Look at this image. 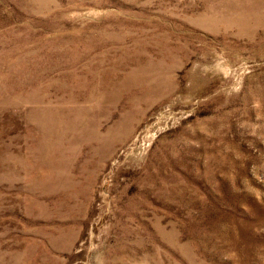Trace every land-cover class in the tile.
Listing matches in <instances>:
<instances>
[{"label": "rangeland", "instance_id": "obj_1", "mask_svg": "<svg viewBox=\"0 0 264 264\" xmlns=\"http://www.w3.org/2000/svg\"><path fill=\"white\" fill-rule=\"evenodd\" d=\"M0 264H264V0H0Z\"/></svg>", "mask_w": 264, "mask_h": 264}, {"label": "bare ground", "instance_id": "obj_2", "mask_svg": "<svg viewBox=\"0 0 264 264\" xmlns=\"http://www.w3.org/2000/svg\"><path fill=\"white\" fill-rule=\"evenodd\" d=\"M221 10H222V9H221ZM242 13H243V12H242ZM218 16H219V15H218ZM231 16H232V15H231ZM236 18H237V17H236ZM230 20H231V19H230ZM232 20H233V19H232ZM232 20H231V21H232ZM216 22H217V21H216ZM224 24H225V23H224Z\"/></svg>", "mask_w": 264, "mask_h": 264}]
</instances>
